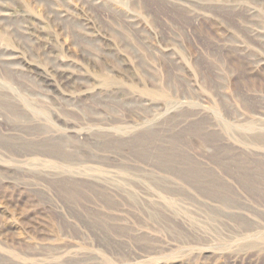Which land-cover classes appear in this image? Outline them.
<instances>
[{"label": "rangeland", "instance_id": "obj_1", "mask_svg": "<svg viewBox=\"0 0 264 264\" xmlns=\"http://www.w3.org/2000/svg\"><path fill=\"white\" fill-rule=\"evenodd\" d=\"M0 264H264V0H0Z\"/></svg>", "mask_w": 264, "mask_h": 264}]
</instances>
